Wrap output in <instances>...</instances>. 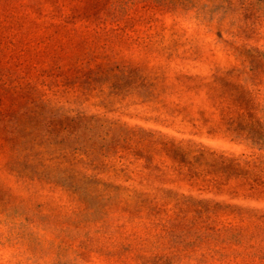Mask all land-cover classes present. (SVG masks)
<instances>
[{
    "label": "rangeland",
    "instance_id": "1",
    "mask_svg": "<svg viewBox=\"0 0 264 264\" xmlns=\"http://www.w3.org/2000/svg\"><path fill=\"white\" fill-rule=\"evenodd\" d=\"M23 2L0 0V70L36 86L0 117V264H264V133L218 94L239 84L233 113L264 124V0ZM68 38L72 81L50 62Z\"/></svg>",
    "mask_w": 264,
    "mask_h": 264
},
{
    "label": "trees",
    "instance_id": "2",
    "mask_svg": "<svg viewBox=\"0 0 264 264\" xmlns=\"http://www.w3.org/2000/svg\"><path fill=\"white\" fill-rule=\"evenodd\" d=\"M70 3H72L73 6V12L81 10V13L86 14L84 17L90 18L88 15H95L96 9L98 8L100 1L102 0H67ZM73 1V2H72ZM41 2V0H40ZM77 2V3H76ZM102 3V2H101ZM35 0H24L22 3V6H34ZM59 7V4H57ZM59 10L61 8L59 7ZM95 11V12H94ZM73 12H71L69 15H63L62 12L60 14L61 20L70 22L73 19ZM88 14V15H87ZM83 15V14H78ZM20 21L24 20H30L32 23H35L34 19H31L29 14L27 12H22L19 15ZM59 22L58 24H55L54 26L63 25L64 23ZM76 22V21H75ZM31 32L32 29H29ZM59 44H53L52 45V55L50 62L53 64H57L59 62H62L60 65L63 66V70L61 72H66L70 75L72 78H68L67 81H72L82 78V76L85 75V65L77 64V61L73 60V54H76L80 51V48L82 47L79 43L80 41L71 42L68 38V44L64 46L59 41ZM7 61L0 59V64L2 68H5L7 65ZM49 65V62H48ZM59 66V68L61 67ZM88 67V66H87ZM27 68H25L24 73L18 72L16 75L12 72L10 73V70H7L5 72H2L0 70V101H3L5 96H10V99H7L6 102H1V111H0V117L4 115H9L10 119L16 117V123L20 120L21 115L23 116L24 111L27 108V104L29 103V97L32 94V91L36 89V86L34 85V82L30 78H26V71ZM89 69V68H88ZM66 76V75H65ZM64 76V77H65ZM225 82L224 86L220 88L219 90V96L222 97L223 101L228 102V107L230 109V112H232L230 119L231 123L234 124L235 128L238 130H244L248 134H250L253 137L259 136L264 133V124L262 121L255 116V119L253 118H246L244 113H233V111L236 110V108H243L245 109L246 103L249 99V97L246 96L245 92L240 89V85L234 82ZM242 86V85H241ZM25 105L24 108H22ZM32 107V106H31ZM35 108V107H34ZM54 112V111H51ZM34 115H41V112L37 111V109L34 110ZM30 116V114H29ZM52 118H54L52 121V126L55 129H72L75 125L81 123V118L74 119V117H69L65 115L64 113H51ZM22 118V117H21ZM61 127V128H60ZM184 161V160H183ZM192 164V162H188ZM222 164L224 167V172L227 174L233 176H238L239 171L237 170H230V167L234 164L230 163L228 160H222ZM240 165V164H239ZM223 173V172H222Z\"/></svg>",
    "mask_w": 264,
    "mask_h": 264
}]
</instances>
